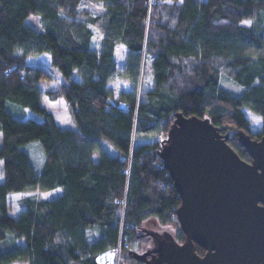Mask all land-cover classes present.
Here are the masks:
<instances>
[{"label": "trees", "instance_id": "1", "mask_svg": "<svg viewBox=\"0 0 264 264\" xmlns=\"http://www.w3.org/2000/svg\"><path fill=\"white\" fill-rule=\"evenodd\" d=\"M41 54L59 89L44 91L39 82L53 73L28 64ZM117 76L130 89L113 105ZM44 94L65 98L76 128L59 124ZM245 109L264 117V0H0V264H100L107 251L143 263L130 254L148 245L143 227L179 224L181 197L161 155L176 113L209 118L250 161L238 132H262ZM36 140L39 168L25 149ZM30 191L11 215L9 195Z\"/></svg>", "mask_w": 264, "mask_h": 264}, {"label": "water", "instance_id": "2", "mask_svg": "<svg viewBox=\"0 0 264 264\" xmlns=\"http://www.w3.org/2000/svg\"><path fill=\"white\" fill-rule=\"evenodd\" d=\"M238 137L251 161L209 118L176 113L161 155L181 197L176 215L185 240L153 233L155 247L131 250L133 258L146 264H264V135L258 140L240 130Z\"/></svg>", "mask_w": 264, "mask_h": 264}, {"label": "rangeland", "instance_id": "3", "mask_svg": "<svg viewBox=\"0 0 264 264\" xmlns=\"http://www.w3.org/2000/svg\"><path fill=\"white\" fill-rule=\"evenodd\" d=\"M28 23H31L32 25L36 26L39 29H45V26L43 25L41 18L38 15H32L29 18ZM244 23L248 26L256 25L255 24L256 22L252 19L244 20ZM38 65H40L41 67H43L45 69H49L51 66L50 59L46 58V57H41L38 60ZM53 76H54V79H52L51 81L44 82V89H59V84L61 83L62 79H61V77L57 76L55 73H53ZM122 84H123V86L125 84V82L123 83V79L118 78L116 81H114V86H115V90H116L115 91L116 94H115L114 99L117 98V94L119 93L118 90L120 89V85H122ZM128 89H130V86ZM41 103L48 110L53 112V114L55 115L59 124H61L63 127H66V128H74L75 121H74L70 106L63 96H59L57 98H51L47 94H44V96L41 100ZM12 109H13L14 113L19 117H24V118L35 117L38 119H42V116L39 113H37V112H35L29 108L23 109V108L13 106ZM245 112L250 119L252 130L253 131H262L264 129V117L260 116L258 114H255L254 112H252L249 109H245ZM166 137L167 136H165V138ZM1 144H2V134H0V147H1ZM25 149L30 153L34 165L37 168H39L42 165L44 158H45V153H44V150L42 148L41 143L37 140L32 141V142L28 143L27 145H25ZM3 178H4L3 160L0 157V181H2ZM59 192H60L59 188L52 189V190H45V191H42V196L46 197V198L54 197V196L58 195ZM31 193H32V191L25 192V193L15 192V193L10 194L9 200L11 202V205L9 208V213L13 216L19 215L22 207L20 206L18 200L21 197L27 196ZM147 227L148 228H159L156 221L148 222ZM167 228L168 227H162L161 226L159 229L168 231L175 236L177 235L179 237H182V235L180 234L181 232L179 229V224H177V222H175L171 226H169V229H167ZM148 230H150V229H148ZM143 232L144 231L141 230L140 234L144 237L143 238L144 241H146L147 238H145L146 235L143 234ZM146 244L147 243L145 242L142 245V248H143L142 251L141 250L140 251L137 250V251L142 253L144 250H146L148 248V246H151L149 241H148V245H146ZM99 261H100V264H120V254H118V252L114 253L113 251H107L99 257ZM12 264H28V262L16 261V262H13ZM125 264H137V263L125 262ZM140 264H145V262L140 263Z\"/></svg>", "mask_w": 264, "mask_h": 264}, {"label": "crops", "instance_id": "4", "mask_svg": "<svg viewBox=\"0 0 264 264\" xmlns=\"http://www.w3.org/2000/svg\"><path fill=\"white\" fill-rule=\"evenodd\" d=\"M126 52H127V47H126L124 44H122V43H118V44L116 45V48H115V54H116V59H117V61H118V66H119V67H124V66H125V55H126ZM41 57L49 58V59H50V63H51V58H50L49 55L41 54V55H39V56H34V57H30V58H28V64H29V65H32V66H38V67H41L40 65H38V60H39ZM46 70H48V71H50V72H52V73H55V71H54L55 69L53 68L52 64H51L50 68H49V69H46ZM55 74H56L57 76H59L57 73H55ZM59 77H60V76H59ZM118 78H119V79H123V83L125 82L124 86H123V84L120 85V89L118 90V92L120 93L121 90L128 89L129 86H130V84H129V82L126 80V78H123V77H121V76H117V77H116V78L110 83V87L113 88L114 91H116V90H115V86H114V81H116ZM125 80H126V81H125ZM44 82H46V81H45V80H42V81L39 82L40 87H41L44 91L49 90V89H44ZM119 93H118V94H119ZM115 94H116V93H115ZM118 94H117V95H118ZM74 128H76V126H74Z\"/></svg>", "mask_w": 264, "mask_h": 264}, {"label": "flooded vegetation", "instance_id": "5", "mask_svg": "<svg viewBox=\"0 0 264 264\" xmlns=\"http://www.w3.org/2000/svg\"><path fill=\"white\" fill-rule=\"evenodd\" d=\"M262 133H260V134H252V137L253 138H255V139H261V137L264 135V129L261 131ZM251 160H252V157H251ZM250 160V161H251ZM158 226H159V228L161 227V225L160 224H158ZM180 226V225H179ZM163 227V226H162ZM159 228H148L147 227V224H146V226L145 227H143V234H145L146 235V237L145 238H147L146 239V241H149L150 242V245L151 246H148V248L146 249V250H144L143 252H145V251H149V250H151L152 248H154L155 247V238H157L158 236H155V235H153V233H155V234H159V233H163V231H165V230H160ZM181 228V227H180ZM148 229H150V230H148ZM182 230V229H181ZM180 230V232L181 233H184L183 231H181ZM182 235V237H179V236H175V238H176V240L179 242V243H183V241L185 240V233L184 234H181ZM144 238V237H143ZM149 257H151V256H149Z\"/></svg>", "mask_w": 264, "mask_h": 264}, {"label": "built area", "instance_id": "6", "mask_svg": "<svg viewBox=\"0 0 264 264\" xmlns=\"http://www.w3.org/2000/svg\"><path fill=\"white\" fill-rule=\"evenodd\" d=\"M110 103L113 104V105H116L115 99H110ZM118 108H120V109H122V110L127 109V107H126L125 104H119V105H118Z\"/></svg>", "mask_w": 264, "mask_h": 264}]
</instances>
